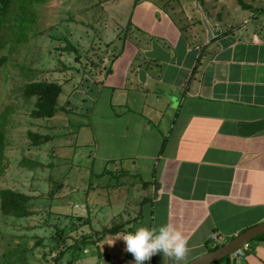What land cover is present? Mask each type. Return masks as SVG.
Wrapping results in <instances>:
<instances>
[{
  "label": "crops",
  "instance_id": "crops-1",
  "mask_svg": "<svg viewBox=\"0 0 264 264\" xmlns=\"http://www.w3.org/2000/svg\"><path fill=\"white\" fill-rule=\"evenodd\" d=\"M128 6L91 105L67 126L103 164L96 177L141 188L130 231L168 222L189 237L182 261L157 252L145 264H186L214 233L227 242L264 222V24L196 36L156 0ZM250 246L236 264H264V238Z\"/></svg>",
  "mask_w": 264,
  "mask_h": 264
},
{
  "label": "rangeland",
  "instance_id": "rangeland-1",
  "mask_svg": "<svg viewBox=\"0 0 264 264\" xmlns=\"http://www.w3.org/2000/svg\"><path fill=\"white\" fill-rule=\"evenodd\" d=\"M132 1L48 0L38 6V19L29 30L28 40L17 48L11 40L16 2L0 21V114L6 113L9 119L6 169L0 177V189L13 188L32 195L33 210L30 216L18 218L3 214L0 206V264L18 245L31 249L26 264H133L132 254L117 235L130 231L141 188L131 179L118 182L114 178L110 181L109 175L96 177L93 171H100L103 164L97 161L92 168L88 150L76 146V130L67 126V115L75 118L77 109L91 105L92 82L109 68L116 54L110 40L124 27ZM156 1L196 36L220 24L227 28L249 21H257L260 27L264 24V0ZM33 80L62 84L59 103L66 110L58 112L55 119L31 115L36 98L25 100L22 89ZM80 93H86L85 102L78 100ZM30 132L48 134L52 139L35 144ZM23 158L44 165L30 167ZM60 182L61 187L57 185ZM53 189L56 193L51 195ZM114 225H121L122 231L115 235L105 231ZM83 236H88L86 241H82ZM109 239L114 243L105 242ZM75 243L79 246H73ZM118 254L123 256V263Z\"/></svg>",
  "mask_w": 264,
  "mask_h": 264
},
{
  "label": "trees",
  "instance_id": "trees-1",
  "mask_svg": "<svg viewBox=\"0 0 264 264\" xmlns=\"http://www.w3.org/2000/svg\"><path fill=\"white\" fill-rule=\"evenodd\" d=\"M48 0H0V21L4 20L11 6L14 2L18 5V12L15 18L12 32L13 47L17 48L28 40L29 30L33 23L38 19V6L46 3ZM203 1V0H200ZM246 8H253L252 5L243 3ZM71 49L77 51V47L69 40L66 39ZM63 93V86L57 81L47 80H33L25 84L22 89V96L25 100H31L36 98L34 108L31 111V115L37 118H50L54 117L58 112L62 110L59 99ZM8 116L6 113L0 114V177L4 174L6 169V148L8 143ZM30 136L34 139L35 144H43L52 136L48 134H39L30 132ZM22 162L30 167L42 166L43 162L32 160L29 158H23ZM59 187L62 183L57 184ZM56 189H53L50 194L54 195ZM32 195L16 190L13 188H1L0 189V206L3 214L11 215L14 217L22 218L30 216L33 213L31 208ZM121 225H114L111 228H106L107 233L118 234L122 231ZM62 233V231H61ZM88 236H83L82 241H86ZM264 238V234L259 235L253 240ZM252 240V241H253ZM73 246L78 247V243ZM213 247L212 250L218 248ZM31 249L27 246L18 245L10 249L4 258V264H26L29 252ZM241 254L245 253V250H240ZM64 250L60 252L58 258L64 254ZM211 264H231L230 255L213 262Z\"/></svg>",
  "mask_w": 264,
  "mask_h": 264
},
{
  "label": "clouds",
  "instance_id": "clouds-1",
  "mask_svg": "<svg viewBox=\"0 0 264 264\" xmlns=\"http://www.w3.org/2000/svg\"><path fill=\"white\" fill-rule=\"evenodd\" d=\"M117 236L125 242V250L132 254L133 264H145L157 252L180 262L188 252L189 237L173 223L165 222L154 226L141 224L134 230ZM105 242L111 245L114 239Z\"/></svg>",
  "mask_w": 264,
  "mask_h": 264
},
{
  "label": "water",
  "instance_id": "water-1",
  "mask_svg": "<svg viewBox=\"0 0 264 264\" xmlns=\"http://www.w3.org/2000/svg\"><path fill=\"white\" fill-rule=\"evenodd\" d=\"M261 234H264V222L245 230L218 248L211 250L186 264H211L231 254L242 247L245 243L252 241Z\"/></svg>",
  "mask_w": 264,
  "mask_h": 264
},
{
  "label": "built area",
  "instance_id": "built-area-1",
  "mask_svg": "<svg viewBox=\"0 0 264 264\" xmlns=\"http://www.w3.org/2000/svg\"><path fill=\"white\" fill-rule=\"evenodd\" d=\"M224 243H225V238L221 234L214 233L211 236L210 245L212 247L221 246ZM249 249H251L250 242H247L242 247H240L239 249H237L234 252H232L231 254H229L230 255V263L231 264H236V259L241 254L240 250H249Z\"/></svg>",
  "mask_w": 264,
  "mask_h": 264
}]
</instances>
